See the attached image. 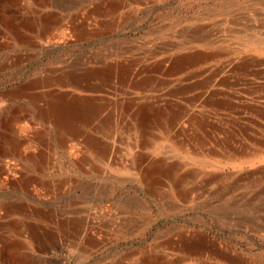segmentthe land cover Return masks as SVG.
<instances>
[{
    "label": "rangeland",
    "instance_id": "obj_1",
    "mask_svg": "<svg viewBox=\"0 0 264 264\" xmlns=\"http://www.w3.org/2000/svg\"><path fill=\"white\" fill-rule=\"evenodd\" d=\"M37 2L0 0V155L14 157L19 171L32 151L43 154L46 165L43 173L34 171L28 188L0 185V264H264V0ZM42 16H55L60 33L13 26ZM183 55L185 65H165ZM116 69L122 75L112 79ZM129 71L139 73L134 81ZM145 77L147 85L138 86ZM70 82L86 88L75 93L95 108L83 116L82 127L113 148L111 160L80 138L63 144L36 109L35 98L74 90ZM205 87L226 91L231 101L211 112L191 105L188 98L197 100ZM127 92L180 97L184 107L205 113L222 130L205 140L184 122L183 143L162 130L165 139L143 147L134 118L121 109L110 119L107 100H101L106 95L126 102ZM17 112L26 116L16 128L24 144L11 156L5 123ZM34 130L46 132L40 139ZM141 159L144 166L175 169L152 191ZM176 180L190 191L185 201L172 195ZM11 219L27 222L37 243L28 233L9 232ZM68 221L77 222V232ZM13 242L21 245L16 255L8 247Z\"/></svg>",
    "mask_w": 264,
    "mask_h": 264
},
{
    "label": "bare ground",
    "instance_id": "obj_2",
    "mask_svg": "<svg viewBox=\"0 0 264 264\" xmlns=\"http://www.w3.org/2000/svg\"><path fill=\"white\" fill-rule=\"evenodd\" d=\"M11 1V0H10ZM44 2V0H39V2L37 3H41ZM48 4V3H47ZM117 6V5H116ZM115 6V7H116ZM112 7V6H111ZM117 8V7H116ZM118 9V8H117ZM11 10V9H10ZM16 10V9H14ZM13 10V11H14ZM12 11V12H13ZM11 12V13H12ZM15 13V12H14ZM17 13V12H16ZM43 15V14H42ZM14 16V15H13ZM13 16H11V18H13ZM55 16H42L41 18H39L38 20H35V22H29L26 21L25 19H20L17 20L15 22V24L13 26H15V30H19L24 32V29H32L38 33H47L51 32V31H58V29L60 26H62V24L58 21V19L56 20L54 18ZM6 18V17H5ZM10 18V20H11ZM17 18V17H16ZM24 18V17H23ZM30 18V17H29ZM28 18V19H29ZM57 18V17H56ZM7 20V19H5ZM16 20V19H14ZM30 20V19H29ZM88 20V19H86ZM9 21V20H8ZM12 21V20H11ZM6 22V21H5ZM4 22V23H5ZM72 25V22H71ZM70 25V28H73ZM76 25V24H74ZM79 26V25H77ZM81 26V25H80ZM84 27V25H83ZM82 27V28H83ZM64 29V27H63ZM81 29V28H80ZM84 29V28H83ZM56 31L54 33H56ZM72 31V30H71ZM76 31V30H75ZM35 32V33H36ZM60 33V31H58ZM77 32V31H76ZM48 33V34H49ZM74 33V32H73ZM75 34V33H74ZM78 34V33H77ZM45 35V34H44ZM45 35V36H46ZM58 36V34H56ZM61 35V34H60ZM67 35V34H65ZM39 36V35H38ZM44 36V37H45ZM43 37V35H42ZM72 37V36H70ZM63 38V37H62ZM43 39V38H42ZM72 39V38H71ZM65 40L68 41V38H66ZM264 42V41H263ZM255 44L258 46L261 43L260 42H255ZM58 46V45H57ZM55 47V46H54ZM202 54V53H201ZM200 54V55H201ZM190 55V54H189ZM193 55V54H192ZM187 57L183 56H173L170 57L165 65L169 66V67H176L184 63L185 65V61H186ZM195 59V58H194ZM165 60V59H164ZM163 60V62H164ZM191 62V60H190ZM200 62V61H199ZM160 64V63H159ZM164 64V63H163ZM190 64V63H189ZM156 65V64H155ZM158 65V64H157ZM123 67V66H122ZM158 67V66H157ZM165 67V66H164ZM74 69V68H73ZM118 69V68H117ZM113 70L112 72V79L117 78L118 76L120 77L122 74H120V72L118 73V70ZM125 70V69H124ZM135 70V69H134ZM157 70V69H156ZM164 70V69H163ZM184 70V69H183ZM68 71V70H67ZM122 71V70H121ZM158 71V70H157ZM66 72V71H65ZM64 72V73H65ZM124 72V71H123ZM128 72V71H127ZM135 71H129L128 73V77L129 79H133L135 78L134 76H136L137 74H134ZM70 73V72H69ZM163 73V71H162ZM66 74V73H65ZM74 74V73H72ZM71 74V75H72ZM82 73H80L81 75ZM170 74V73H168ZM78 75V74H76ZM83 75V74H82ZM81 75V76H82ZM111 75V74H110ZM124 75V74H123ZM162 75V74H161ZM67 76V75H66ZM73 76V75H72ZM79 76V75H78ZM65 77V76H63ZM84 77V75H83ZM150 77V76H149ZM212 77V76H211ZM226 77V76H225ZM48 78V77H46ZM50 78V77H49ZM48 78V79H49ZM66 78V77H65ZM109 78V77H108ZM147 77H145L144 79L140 80L141 84H138V86H142V85H147L148 80H146ZM191 78V77H189ZM188 78V79H189ZM193 78V77H192ZM218 78V77H217ZM216 78V79H217ZM61 79V78H60ZM111 79V80H112ZM50 80V79H49ZM85 80V79H84ZM121 79H118L117 81H119ZM150 80V79H149ZM152 80V79H151ZM207 80V79H206ZM211 80V79H210ZM47 81V80H45ZM81 81V80H80ZM134 81V79H133ZM139 81V83H140ZM36 82V81H35ZM44 83V81H42ZM59 82V80H58ZM64 82V81H63ZM138 82V81H137ZM153 82V81H152ZM214 82V81H213ZM224 82V81H223ZM40 83V82H37ZM47 83V82H45ZM44 83V84H45ZM50 83V82H49ZM62 83V81H61ZM150 83V82H149ZM41 84V83H40ZM64 84V83H63ZM123 84V83H122ZM38 85V84H37ZM43 85V84H41ZM71 87L74 90H62V91H57L56 93H52V90L50 92H45L43 95H41L39 98H35L37 100H34L37 107L36 109L39 110V113H41V115H44L45 118H47L48 120L50 119V121H52V124L55 126L54 130L57 132L59 140L62 141L63 144H65L64 142H66L68 139L70 140L71 138L74 140L75 138H80L82 141L85 142V144H87L88 146L91 147L92 151H94L95 153H97L98 148L103 149L105 151H103V154L105 156V158H109V160H111V156L112 154L114 155V151L113 148H111L110 145H108V143L106 144L103 143L101 140H99V138H97L95 135L91 134L90 131H84V127H82L83 124V116L88 114L89 111H91L93 108V106L86 104L84 102L81 103V99H79L80 97L78 95H76V91L79 88H83L81 86L78 85V83H74V82H70ZM126 85V84H125ZM152 85V84H151ZM225 85V84H224ZM232 85V84H231ZM64 86V85H63ZM96 86V85H94ZM178 86V85H177ZM182 86V85H181ZM226 86V85H225ZM86 87V86H85ZM108 87V86H107ZM204 87V86H203ZM125 88V87H124ZM142 88V87H141ZM140 88V89H141ZM155 88V87H154ZM193 88V87H192ZM86 90V88H83ZM113 89V88H112ZM115 89V88H114ZM142 89H146L145 87ZM188 88H186L187 90ZM91 90V89H89ZM126 90V88H125ZM197 90V89H196ZM56 91V90H55ZM92 91V90H91ZM153 91V90H152ZM175 91V90H174ZM59 92V93H58ZM125 92V91H124ZM172 92V91H171ZM179 92V90H178ZM187 92V91H186ZM110 94V93H109ZM71 96L72 99H68L67 96ZM114 95V94H113ZM132 93L131 92H127V95L125 97L126 102H122L121 99L119 101V99H115L114 97L111 96H101L102 99L101 100H107V102H104L105 104V108L104 110H107L106 113L109 116L110 119H116L118 112H121V109H124V112L129 113V115H131L134 120L136 121V125L137 127L140 128V132L142 135V137H144V142L146 144H143L145 146H149V142L151 145L154 144V146L157 145L158 140L164 137H161L159 135L158 132L162 131H166L168 134V139L173 140L177 143H183L182 141L185 139V135L187 133V130L184 129L183 123L184 122H190L191 125H193L195 128H197V131L199 133L200 138L203 139H207L209 137H211L212 135L216 134V131H221L222 127L221 125H219V123L212 121L205 113L198 115V113H195V110L190 109L188 106L184 107V104L181 103V101H179L178 99L180 97H175V99H163L160 96H153L152 94H145L142 95L141 97H136V96H131ZM194 96V95H193ZM226 91H223L220 88H211V87H205L203 88L197 96V100L196 98L195 101L191 100L188 98V100H190V104L194 105L197 104L199 107L202 108V111L204 110H215L216 108H220L221 106L223 107L224 104L228 103L231 101V99H226ZM196 97V96H195ZM104 98V99H103ZM238 98V97H236ZM240 98V97H239ZM124 99V98H123ZM185 99V98H184ZM187 99V98H186ZM229 100V101H227ZM78 103H75L77 102ZM186 101V100H185ZM81 103V104H80ZM263 103V102H262ZM35 105V104H34ZM232 105V104H231ZM236 105V104H235ZM95 106V105H94ZM231 107V106H230ZM243 107V105H242ZM262 107V106H261ZM24 108V107H23ZM98 108V107H97ZM96 108V109H97ZM252 108V107H251ZM254 108V107H253ZM225 109V108H224ZM20 110V109H19ZM18 110V111H19ZM101 110V109H100ZM94 111V110H93ZM264 111V110H263ZM211 112V111H210ZM255 112V111H254ZM37 113V111L35 112ZM38 114V113H37ZM95 114V113H94ZM103 114V113H102ZM260 114V112H259ZM12 115V114H11ZM9 115V116H11ZM104 115V114H103ZM238 115V114H237ZM8 116V115H7ZM25 115H23L21 112H17L15 114H13L10 119L5 123L6 124V130L8 131V133L10 132V135L7 137L8 140L6 142V146L8 147V149H10L11 152V156L12 154L21 149V146H23L24 141H22L20 139V137L16 134V128L20 125L21 122H23L25 120ZM40 117V115H39ZM5 118V117H4ZM89 118V117H87ZM93 118V117H92ZM95 118V117H94ZM121 118V117H120ZM27 119V118H26ZM47 119H45V121H48ZM86 119V118H85ZM41 120V118H40ZM88 120V119H87ZM92 120V119H91ZM108 119L106 118V121ZM105 121V120H104ZM118 121V120H117ZM128 121V119L126 120ZM130 121V120H129ZM230 121V120H229ZM94 122V121H93ZM92 123V122H90ZM112 123V122H111ZM114 123V122H113ZM230 123V122H229ZM47 124V123H46ZM49 124V123H48ZM47 124V125H48ZM106 124V123H105ZM104 124V125H105ZM90 125V124H89ZM88 125V126H89ZM135 125V126H136ZM189 125V126H191ZM97 126V125H95ZM119 126V125H118ZM188 126V127H189ZM94 127V126H93ZM124 127V126H122ZM192 127V131L193 128ZM248 127V126H245ZM125 128V127H124ZM138 128V129H139ZM92 129V127H91ZM95 128H93L92 130H94ZM127 129V128H126ZM243 129V128H242ZM36 130V129H35ZM34 130V131H35ZM43 130V129H42ZM241 130V129H240ZM1 131V130H0ZM26 131V130H25ZM31 131V130H29ZM120 131V130H119ZM125 131V130H124ZM196 131V132H197ZM36 132V131H35ZM46 132V131H45ZM44 131L39 130L38 132H36L38 138L41 139V137H43V135H45ZM102 132V131H101ZM116 132V131H115ZM114 132V133H115ZM130 132V131H129ZM223 132V131H222ZM25 134V133H24ZM30 134V133H29ZM33 135V133H31ZM35 134V135H36ZM104 134V133H103ZM117 134V133H116ZM1 135V134H0ZM7 135V134H6ZM20 135V134H19ZM23 136V135H22ZM116 136V135H115ZM123 136V134H122ZM131 136V134H130ZM196 136V135H195ZM246 136V135H245ZM250 136V135H249ZM2 137V136H1ZM35 137V136H34ZM33 137V138H34ZM198 137V136H197ZM5 138V137H4ZM127 138V137H126ZM132 138V137H131ZM130 138V139H131ZM212 138V137H211ZM3 139V138H1ZM0 139V141H1ZM25 139V138H23ZM35 139V138H34ZM37 139V138H36ZM128 139V138H127ZM165 139V138H164ZM191 139V138H190ZM68 140V141H69ZM147 140V141H146ZM150 140V141H149ZM200 140V139H199ZM221 140V139H219ZM253 140V139H252ZM37 141H40L39 139ZM64 141V142H63ZM2 142V141H1ZM30 142V141H29ZM42 142V141H40ZM172 142V141H171ZM200 142V141H199ZM214 142V140H213ZM28 143V142H27ZM25 143V144H27ZM36 143V142H35ZM205 143V142H204ZM208 143V142H207ZM206 143V144H207ZM215 143V142H214ZM229 143V142H228ZM61 144V143H60ZM198 144V143H197ZM205 144V145H206ZM2 145V144H1ZM31 145V144H30ZM136 145V144H135ZM114 146V145H113ZM187 146V145H186ZM30 147V146H29ZM141 147V146H140ZM64 148V147H63ZM233 148V147H232ZM111 149V150H109ZM211 149V148H210ZM134 150V149H133ZM23 151V150H22ZM21 151V152H22ZM24 151H27L24 150ZM30 151V150H29ZM108 151L111 152V154L109 156H107ZM2 152V151H1ZM5 152V151H4ZM237 152V151H236ZM18 153V152H17ZM25 153V152H24ZM23 153V154H24ZM238 153V152H237ZM26 154V153H25ZM24 154V155H25ZM139 154V153H138ZM5 155V154H4ZM8 155V154H7ZM43 155V154H42ZM40 154H37L36 152H31L25 155V161H26V169L21 173V171L25 168H23L22 170L19 171L18 165L17 163H15V160L13 158H5L3 155H0V173L3 175L5 174V176L0 177V185H5L6 183H16L18 185H21L23 187L28 188V186L33 182L34 179L37 178V176H35L34 171H40V172H44L45 171V162L43 159V156ZM72 155V154H71ZM98 155V153H97ZM116 155V154H115ZM139 156V155H138ZM23 157V156H22ZM45 157V156H44ZM74 157V156H73ZM96 157V156H95ZM140 157V156H139ZM81 158V157H80ZM138 158V157H137ZM114 159V158H113ZM20 160V159H19ZM106 160V159H105ZM148 160H150L148 158ZM24 161V162H25ZM141 164L139 165V169L142 171V176L147 180V184L149 185L150 189L153 191L154 189L157 188V185L159 184V180L161 179V177H167L173 173L175 166L173 164L168 165L166 167H163L160 164L157 163H151L150 166L149 165H145L143 164L142 161H144L143 159L140 160ZM20 162V161H18ZM89 162V161H88ZM20 165V164H19ZM23 167V166H22ZM174 176V174H173ZM168 177V178H169ZM163 181H161L160 183L162 184ZM14 184L12 187H14ZM173 185L174 187L172 188L173 191L172 195L176 196L177 198L185 201L188 194H189V190L186 189L183 185H181L180 180H176L173 181ZM164 186V185H163ZM2 188V187H1ZM5 188V187H4ZM16 188V187H15ZM171 189V190H172ZM28 191V189H27ZM29 193V192H28ZM17 204V203H16ZM24 205V204H23ZM11 206V205H10ZM22 206V205H21ZM13 207V206H12ZM3 208V207H2ZM22 208V207H21ZM10 209V207L8 208V210ZM24 209V208H23ZM32 211V210H31ZM13 212L12 210H10V213ZM18 213V212H17ZM46 215V214H45ZM8 216V215H7ZM5 215L2 214V212L0 211V220L2 218H4ZM69 222V221H68ZM5 223V222H4ZM70 223V222H69ZM77 223V222H76ZM76 223H70L71 227L67 226L68 231L67 232H77V224ZM66 225V224H65ZM30 229L31 227L29 226V224L27 222H20L17 220H12L6 223V229L9 230V232L15 234V235H22L24 233H28L29 236H31V240L35 243H37V240L39 239L38 236L36 235V233L33 232V229H31V231H28V229ZM33 228V227H32ZM39 230V229H38ZM45 230V229H44ZM72 230V231H71ZM37 231V230H36ZM47 231V230H46ZM47 233V232H46ZM28 237V236H27ZM60 238V237H59ZM3 242V240L1 241ZM0 242V243H1ZM22 242V241H21ZM9 243V242H8ZM19 243V241H18ZM17 242H13L11 244V246L9 245L8 247H10V253L15 254V251H17V247L18 244ZM24 245V244H23ZM21 246V245H19ZM5 247V246H4ZM3 247V248H4ZM22 248H25L24 246H22ZM20 249V248H19ZM1 251V250H0ZM14 252V253H13ZM19 253V252H18ZM25 253V252H24ZM24 253L22 255H24ZM16 255V254H15ZM20 255V254H19ZM8 256V255H7ZM10 256V255H9ZM13 256V255H12ZM27 257V254L25 255ZM24 256L25 260L26 257ZM18 258V257H17ZM23 258V257H22ZM23 258V259H24ZM28 258V257H27ZM14 260L16 259L13 258ZM19 261V260H17ZM22 261V259H21ZM24 262V261H22ZM18 263V262H17ZM16 263V264H17ZM20 263V261H19ZM21 264V263H20ZM24 264V263H22Z\"/></svg>",
    "mask_w": 264,
    "mask_h": 264
}]
</instances>
